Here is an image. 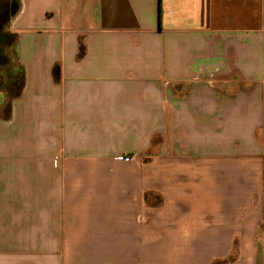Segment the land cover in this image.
<instances>
[{"label":"crops","instance_id":"1","mask_svg":"<svg viewBox=\"0 0 264 264\" xmlns=\"http://www.w3.org/2000/svg\"><path fill=\"white\" fill-rule=\"evenodd\" d=\"M15 6L0 264H264V0Z\"/></svg>","mask_w":264,"mask_h":264},{"label":"rangeland","instance_id":"2","mask_svg":"<svg viewBox=\"0 0 264 264\" xmlns=\"http://www.w3.org/2000/svg\"><path fill=\"white\" fill-rule=\"evenodd\" d=\"M9 0H0V7L5 6L7 10L13 8L15 5ZM3 35L6 36L5 40L1 43L2 57L0 59V90L9 91L11 88V78L13 77L15 71L18 68L17 57L15 54V44H16V36L13 34L11 29V25L6 22L3 26L0 27ZM17 77H19L17 73Z\"/></svg>","mask_w":264,"mask_h":264},{"label":"trees","instance_id":"3","mask_svg":"<svg viewBox=\"0 0 264 264\" xmlns=\"http://www.w3.org/2000/svg\"><path fill=\"white\" fill-rule=\"evenodd\" d=\"M17 73L19 77H17ZM11 88H9V91L12 93V97H17L20 94V91L23 88L24 85V71L23 69L19 68L15 71L13 77L11 78Z\"/></svg>","mask_w":264,"mask_h":264},{"label":"flooded vegetation","instance_id":"4","mask_svg":"<svg viewBox=\"0 0 264 264\" xmlns=\"http://www.w3.org/2000/svg\"><path fill=\"white\" fill-rule=\"evenodd\" d=\"M15 5V0L12 1ZM16 9V6L13 8L7 10L5 6L0 7V27L3 26L6 22V19L8 17V14H12ZM6 36L3 35L2 30H0V59L2 57V50H1V43L5 40Z\"/></svg>","mask_w":264,"mask_h":264}]
</instances>
